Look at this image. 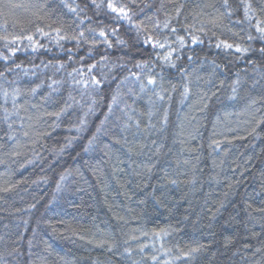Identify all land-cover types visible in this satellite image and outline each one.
<instances>
[{
  "label": "trees",
  "instance_id": "trees-1",
  "mask_svg": "<svg viewBox=\"0 0 264 264\" xmlns=\"http://www.w3.org/2000/svg\"><path fill=\"white\" fill-rule=\"evenodd\" d=\"M107 2L0 0V264H264V0Z\"/></svg>",
  "mask_w": 264,
  "mask_h": 264
},
{
  "label": "snow or ice",
  "instance_id": "snow-or-ice-1",
  "mask_svg": "<svg viewBox=\"0 0 264 264\" xmlns=\"http://www.w3.org/2000/svg\"><path fill=\"white\" fill-rule=\"evenodd\" d=\"M92 2H93V4H95L96 0H92ZM131 2L134 3V0H131ZM224 3H225V5H227V0H224ZM96 7H100V5L97 4ZM107 7L110 9V11L112 13L116 14L115 18L117 20L126 21L129 25H131L132 27L136 28L138 32L142 30L141 25L137 24V23H135L133 21V16L135 15V13L132 12L131 8L128 5H126V4L117 5L116 3L113 2V0H108ZM250 10H251V5L250 4H246L245 5V10H244V15H245L246 19H249V21L251 20V18L249 16V11ZM72 11H76V9L73 8ZM176 12H177V15H179V13H180V8L179 7L176 9ZM260 23L261 22H259V21L257 22L256 31L259 32L261 34V38L264 39V27H261ZM155 26L159 27V24L157 23ZM164 27H168V22H165ZM37 31L43 32V29H37ZM172 31L175 32L176 30L173 28ZM201 31H203V29H201ZM57 32H59V29H57ZM113 34H115V30H113ZM45 35H46V33H45ZM80 35L83 36V32H81ZM99 36L104 37L105 38L104 42L108 43L109 47H111V44L107 40V35H106V33L103 30H101L99 32ZM248 38L252 39L251 36H249ZM21 39H27L29 42H34L33 41V36H31V35H28L26 37H20V36L14 37L11 42L15 43L16 41L21 40ZM178 40H179L181 45L184 44V38L183 37H178ZM192 42L193 43L198 42V37L193 36ZM121 43H123V41H121ZM144 43L145 44H149V45H151L154 48L155 47H159V48H164L165 47L164 43L160 42L158 39H155L151 35L147 36V38L144 40ZM221 46H223L225 49H231V48L234 47L233 44L228 43L227 41H220L216 45L217 48H220ZM235 50L237 52H246L247 51V49H242L239 45H235ZM12 51L14 52L15 50L12 49ZM175 51H176V49H171L168 52V54L163 57V59L165 61H168L169 63H171V56H172V53L175 52ZM261 51H264V49H261ZM3 58L7 59V57H3ZM140 66L141 65H137V67H140ZM171 66L175 67V64H171ZM94 67H95V65H90L89 66V70L91 71V69L94 68ZM137 78L139 79V77H137ZM92 80H93L94 84H99L100 83V81L97 80L95 77H93ZM155 83H156V78L154 76H148L147 85H154ZM145 87H146L145 83L141 82V90H144ZM33 91H35V90L33 89ZM185 91L187 92V89H185ZM5 95H7V93H5ZM159 98L163 99L162 96L159 97ZM115 100H116V97L114 96L113 97V102H115ZM13 102L15 103V100ZM9 127L11 128V125H9ZM24 134L27 135V133H24ZM9 139H12V137H9ZM61 179H63V177H61ZM161 232H163V230H161ZM157 235H160V233H157ZM141 251H143V249H141ZM193 251H197V249H193ZM153 259H155V257H153Z\"/></svg>",
  "mask_w": 264,
  "mask_h": 264
}]
</instances>
